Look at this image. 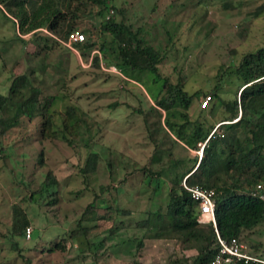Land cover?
Listing matches in <instances>:
<instances>
[{"label":"rangeland","instance_id":"374dc122","mask_svg":"<svg viewBox=\"0 0 264 264\" xmlns=\"http://www.w3.org/2000/svg\"><path fill=\"white\" fill-rule=\"evenodd\" d=\"M107 2L110 18L139 28L159 50L157 74L115 65L113 70L101 58L98 47L102 40L108 46L111 35L100 23L109 10L98 16L102 5L93 0L0 5V93L7 94L13 78L25 74L38 100L55 96L48 109L53 125L44 133L39 114L21 115L5 130L0 123V264H184L196 253L177 237H146L149 232L137 222L149 210L165 209L169 188L199 158L202 143L190 147L177 131L188 137L199 125L208 136L228 122L219 99L212 96L201 108V96L238 95L235 68L264 43V0ZM68 27L90 36L84 44L96 45L66 44ZM95 55L98 64L91 59ZM179 79L191 100L164 111L156 105L168 95L163 82ZM68 106L75 108L77 121L65 128ZM9 114L0 111V119ZM47 175L56 180L52 203L48 194L33 199ZM90 202L94 207L86 211ZM22 214L24 235L18 229L9 234ZM79 221L87 234L55 248L63 232L78 230ZM240 238L264 259V221L242 230Z\"/></svg>","mask_w":264,"mask_h":264},{"label":"trees","instance_id":"16d2710c","mask_svg":"<svg viewBox=\"0 0 264 264\" xmlns=\"http://www.w3.org/2000/svg\"><path fill=\"white\" fill-rule=\"evenodd\" d=\"M201 1L196 0V3L199 4ZM24 2L25 0H0V5L20 7ZM93 2L102 5L97 10V15L103 17L109 10L110 4L107 0H93ZM52 12L60 14L57 9ZM257 13L258 11L255 12ZM32 15L30 21L34 23L37 19L36 13L33 12ZM55 20L56 16L51 19L49 25L51 30L55 27ZM25 22L27 21L23 23ZM100 27L101 31L111 35L108 46L102 40L98 47L101 58L103 57L107 64H113L121 70L158 73L157 64L162 56L158 49L149 45L139 34V28L134 30L130 24L117 22L110 17H103ZM70 31L71 27L64 31L65 38ZM89 37L74 44L94 47L96 45L94 41L84 44ZM91 59L94 64H98V55ZM235 70L241 80L238 95L231 100H224L220 99L216 92L210 94L220 100L219 105L225 114L222 120L228 122L217 125L208 136L200 133L202 128L199 125L188 137L182 135L181 129L177 131L178 139L185 140L190 147H196L206 140L201 156L195 157L194 166L181 173L175 184L169 188L165 209L149 210L145 219L137 222V226L144 227L149 232L146 237H177L186 242V247L194 248L196 253L189 261L184 259V264H210L217 251V240L212 224L198 222V204L183 188L181 184L183 177L188 185L198 184L214 189L216 227L222 238L236 237L241 240L242 230L253 228L264 221V200L251 194L257 184L262 185L260 191L264 192V43L255 51L245 53ZM182 85V79L176 84L163 82L168 95L156 99V105L164 111H169L177 101L187 106L191 97L183 90ZM37 93L38 89L32 86L25 74L13 78L8 93H0V111L10 113L9 116L0 119L4 130L16 125L21 115L31 118L35 114L42 117L41 132L50 130L53 122L48 109L55 96L42 97L38 100ZM204 95L206 94L201 98ZM65 116L64 127L74 126L77 116L73 106H68ZM234 118L236 120L231 121ZM159 178L160 174L156 173L157 181ZM55 183V178L47 175L34 192L33 199L48 194L50 198L48 203H52L54 201V198H51L54 192L52 187ZM93 203L90 202L86 206V211L94 207ZM12 211L15 216L17 206H14ZM121 212L127 214L128 210ZM26 223L27 219L22 214L12 224V231L9 234L14 235L13 230L18 229L17 234L23 236L25 232L23 225ZM77 225L76 232H63L62 242H56L54 247L64 249L63 241L85 236L86 227L80 221ZM141 243L139 241L138 245ZM97 245H101V241ZM97 245L92 244V247L95 249Z\"/></svg>","mask_w":264,"mask_h":264},{"label":"built area","instance_id":"2783aa9c","mask_svg":"<svg viewBox=\"0 0 264 264\" xmlns=\"http://www.w3.org/2000/svg\"><path fill=\"white\" fill-rule=\"evenodd\" d=\"M112 12L113 9L111 8L106 18L110 17V14ZM85 35L86 34L83 31L71 30L65 38V41L67 42L66 44L70 45L76 42H82L86 38ZM65 41L63 42L65 43ZM110 68H112L113 70L116 69L114 65L110 66ZM211 99L212 96L210 94L204 95L201 98L200 107L206 108L209 105ZM205 142L206 140L201 144L199 150L197 151L199 157L201 156L202 147ZM181 184L183 188L189 192L191 198L197 201L199 211L197 217L198 222L210 223L214 227L217 240V251L211 259L210 264H239L240 262L244 264H264V259L250 252L247 249L246 245L242 242V240L236 237L224 239L219 235L216 227V204L214 200V189L198 184L188 185L184 179ZM261 189L262 185L257 184L255 188L251 191V194L254 196H258L260 199L264 200V192L260 191ZM26 231L27 234H29V230L27 229Z\"/></svg>","mask_w":264,"mask_h":264}]
</instances>
